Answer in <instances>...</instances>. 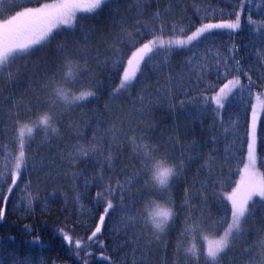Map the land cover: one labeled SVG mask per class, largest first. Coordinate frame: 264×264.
I'll return each mask as SVG.
<instances>
[{
	"label": "snow or ice",
	"instance_id": "snow-or-ice-1",
	"mask_svg": "<svg viewBox=\"0 0 264 264\" xmlns=\"http://www.w3.org/2000/svg\"><path fill=\"white\" fill-rule=\"evenodd\" d=\"M31 3L32 0H26ZM38 7H21L15 4V0H0V16H3L5 8H11L13 14L0 19V81L5 84L16 82L20 76V70L10 69V66L17 58L29 56L34 50L51 43L55 40L56 34L65 30H82L81 43L74 47H68L65 43L57 44V54L62 58L54 73H46L45 79L39 85V92H34L35 106L39 110L33 116L32 101L25 104L24 100L11 99L10 102L16 109H24V116L27 122L21 123V112L18 110L13 116V127L16 135L12 138L16 144L15 149H9L8 145L0 142V221L5 218L7 203L10 201L11 194L19 188L20 182L24 181V175L34 170H40L46 161L37 163L35 155L28 156L27 152L32 149V144L36 143V133L43 132L40 144L49 142L52 138L61 136V129L57 125L61 124V117L67 112L74 110L88 102L89 98H95L97 92L103 86V82L94 78V72L98 69L89 68V60L94 59L98 66L102 65L109 72L123 68L119 78V84L112 87L110 99L115 100L121 93H129V89L140 85L141 95H139L138 112L143 115L152 110L154 105L164 104L169 111L177 108L183 109L185 105H192L193 111L188 112L187 116L192 120H199L206 115L209 110L216 114V122L223 129L225 145L223 149L219 147L220 138L211 136L203 144L193 140L191 143L181 145L177 137H169L164 140V144L175 141L174 148L179 146L180 154L176 156L174 152L161 151L160 143H152L151 137L147 135V128L142 129V135L137 137L134 130L131 136L125 135L131 146V163L135 165L131 173H126L123 179H116L112 182L111 176L105 175V167L113 171L116 165V155L113 149L116 147V140L121 135L120 130L113 126L109 128L108 135L112 137V143H107L99 132H94L93 137L81 143L83 133L77 131V122H69L68 127L73 130L78 137L76 141L68 145L64 150L56 149L61 156L59 169L65 168L70 172L73 183L78 177L83 178L84 193L89 190L90 185L95 181L99 189L93 197V207L102 208L96 213L98 222L91 231L87 239V244L81 239L73 240L72 236L65 233L63 229L58 230L63 241L69 247L74 245L76 251L74 255L80 258V252L92 244L103 241L98 240V234L106 221L112 215L118 216L115 221L114 232L122 234L125 244H132L133 256L132 264H145L149 258L146 255L151 251L154 243L159 242L167 247L166 241L161 237L170 229H175L176 221L180 213L176 211V203L173 198V187L179 180L185 179L184 173L189 170V166L200 161L197 174L204 173L203 179H193L191 187L185 188L183 199L178 205L182 210L184 219L178 233L176 243V254L179 256L183 251V264H222L224 256L232 251L233 246L240 241V237L246 234L244 227L249 220L253 224L259 223L255 217L256 208L261 210V217L264 218V172L260 171L264 167V154L258 152V148H264V72H259L257 80L250 74L251 66L245 70L241 60L237 59L239 46L235 43L221 45L226 52L221 54L219 47H207L205 54L201 56L192 51L182 65L181 73L176 74L172 71L170 54L175 48H185L204 40L214 38V30H230L235 32L242 28V17L246 15V22L250 33L258 34L260 43L259 48H255V55L264 68V18L253 19L251 9L254 0H237L230 11H227L228 19H220L213 22L215 13L219 12L222 16L225 9L207 7H196L197 13H202L199 26L190 24L183 25L182 22H168L166 17L174 9V3L169 0L168 7L163 10H156L151 13L148 20L144 19L146 5L153 0H126L128 10H135L133 19L119 12L118 0H55L53 3H39ZM262 0H255V7L261 17ZM179 3V0H176ZM108 7L110 13H114L118 19L116 24L118 30L109 31L107 35L99 37V43L104 45L101 50L95 49L94 55L90 52L88 45L96 36L94 26L82 23L87 15H95ZM248 9L247 14L245 12ZM18 9V10H17ZM86 14V15H78ZM207 21V22H203ZM189 28H195L188 33ZM87 29V31H83ZM179 32L185 38L164 39V34ZM145 35L152 38L147 42L140 43ZM139 44V47H137ZM253 47L255 43L253 42ZM134 48L130 56L126 55L125 49ZM191 51V49H189ZM207 53H213L211 61ZM27 64L25 65V67ZM167 70V72L165 71ZM152 72L157 77V88L153 95V89L145 88L141 83L140 77L148 79L147 73ZM209 72H214L217 80L226 81L216 91L217 85L206 79ZM139 74V75H138ZM163 76V82L160 77ZM231 76V79H229ZM244 77L246 83L242 81ZM88 83L85 85L84 81ZM259 81V82H258ZM203 85V87H201ZM86 88V90H85ZM259 88L261 91L254 93L252 90ZM5 88L0 86V100L5 99L3 92ZM196 95L192 96L191 93ZM209 93H212L209 95ZM183 96V99L180 97ZM255 96L257 103H252L251 98ZM239 98L241 103L250 108V121L245 124V131L240 135L237 131L238 120L230 119L225 127V120L222 115L228 102L234 98ZM247 98V99H246ZM199 101V103H197ZM105 109L108 105L104 106ZM3 108L0 107V113ZM97 117V122L100 121ZM2 122V121H0ZM173 127H176L174 122ZM215 128V123L210 126ZM3 129H0V133ZM232 136L231 140L227 137ZM211 142L212 147H208ZM243 151V156L238 153ZM91 157L99 165L98 170L89 178L84 175L82 169L75 167L81 160ZM233 160L243 163L240 170V180L230 192H218L217 189L230 183V176L233 169L229 168V176L219 179L223 173L224 166ZM222 162V163H221ZM215 177V179H214ZM51 178V177H50ZM146 189H153L162 197L164 204L156 199H150L145 204L146 215L134 207L135 199L139 195L133 192L132 188L140 183ZM8 195L4 194L5 191ZM199 185V187H197ZM32 187L30 180L24 182V188L20 199L31 210L36 197L28 189ZM54 195V194H53ZM83 193L77 192L74 199L79 202ZM215 197L219 208L225 213L218 220H213L211 213L205 214L208 209L209 197ZM256 197L259 200L255 199ZM198 200L199 211L195 214L191 209V201ZM118 200L119 204L114 203ZM83 210V206H81ZM144 224L150 228L149 232H129L130 228H135L137 224ZM26 228L28 226H25ZM222 229L215 239H209L205 232H217ZM264 223L261 227L254 230L256 241L251 247L243 250L239 259L243 264H264ZM205 242L203 249L198 247L197 238ZM185 240L190 243L185 246ZM252 243L251 241H242ZM41 248L45 245L39 238L32 241ZM139 252V257L136 253ZM92 255L85 252V257ZM14 264H32L30 259L20 260L11 254ZM0 264H7V258L0 250ZM40 264H44L41 260ZM83 264H89L88 259L83 260ZM112 264H115L113 261ZM166 264V261H165ZM175 264V262H174Z\"/></svg>",
	"mask_w": 264,
	"mask_h": 264
},
{
	"label": "trees",
	"instance_id": "trees-1",
	"mask_svg": "<svg viewBox=\"0 0 264 264\" xmlns=\"http://www.w3.org/2000/svg\"><path fill=\"white\" fill-rule=\"evenodd\" d=\"M55 0H39V3L52 2ZM83 3H87V0H82ZM174 3V9L166 17V20L170 23L172 21L182 22L183 25L188 26L195 24L199 26L202 13L195 11L196 7L222 8L226 12L223 16L217 12L215 13V19L213 22H218L220 19H228L227 11H230L232 6L237 3V0H172ZM119 12L121 15H126L131 20L135 16V10H128V3L126 0H118ZM21 7H38L39 4L32 0L31 3L25 1L19 3ZM169 0H153L152 3L146 5V11L144 19L148 20L151 13L156 10H163L168 7ZM255 5V0H254ZM253 5L251 14L253 19L259 20L261 17L257 8ZM261 11H264V0L261 2ZM248 9L245 12L247 14ZM86 15V14H78ZM118 17L114 13H110L108 7L95 15H87L86 19L82 20L85 25L94 26L96 29V36L89 43L88 48L94 55L95 49H103L104 45L99 43V37L101 35H107L109 31L118 30L116 20ZM207 22V21H203ZM249 26L246 22V15L242 17V28L235 32L231 31H214V38L211 40H204L199 43H194L181 49H174L170 54V62L172 71L176 74L181 73L182 65L186 58L191 55L192 51L197 52L201 56L205 54L207 47H219L223 45H229L235 43L239 46V53L237 59L241 60V64L245 66V70L249 66L252 68L250 73L254 80H257L259 72H264V68L261 67L256 55L255 48L260 47L258 34L250 33ZM195 28H189L187 34H191ZM83 31H87L84 29ZM82 30L77 29L75 31L65 30L56 34L55 40L48 44L50 50L44 54L40 49L34 50L29 57L27 66H18L20 70V76L18 80L12 84H5L3 97L5 99L0 100V107L3 108V112L0 113V129L3 132L0 133V142L8 145L9 149H15L16 144L12 138L16 135V129L13 127L12 113L16 111L21 112V122H26L24 116V109H16L11 104V99H23L25 104L28 101H32L33 116L37 112L35 106L34 90L37 88L36 84L43 82L46 73H54L58 65L62 62V58L57 54V44L65 43L68 47H74L81 43ZM183 34L179 32L173 34L166 32L164 37H183ZM150 35H145L140 43L147 42L151 39ZM253 42L255 47H253ZM139 47V44H137ZM191 49V51H189ZM134 48L125 49L126 55L130 56ZM221 54L226 52L225 47H219ZM208 59L211 61L213 53H207ZM36 58H38L36 60ZM31 68L35 72H31ZM89 68L98 69L94 72V78L103 82V86L97 92L95 98H89L88 102H85L80 107H76L72 111L74 116L72 121L77 122V131L83 133L81 143L90 140L94 132H99L101 137L107 143H112V137L108 135V129L113 126L120 130L121 135L116 140V147L113 149L114 155H116V165L113 171H109L105 167V175L113 178L112 182L115 183L116 179H123L126 173H131L133 165L131 163V146L128 140L124 138L125 135L131 136L133 134L130 128L134 130V134L139 137L142 135V129L147 128V135L151 137L152 143H160L161 151L165 149L174 152L176 156L180 154L179 146L174 148L175 141L164 144V140H168L169 137H177L181 145L191 143L193 140L200 144H203L205 140H208L211 136H218L220 138L219 147L221 150L225 145L224 133L220 124L216 122V114L211 110L206 115L202 116L199 120H192L187 116L188 112L193 111L192 105H185L183 109L177 108L175 111H169L164 104L154 105L150 112L141 115L138 112L139 100L141 95L140 85L129 89L131 93H121L115 100L110 99V92L112 87L119 84V76L122 75L123 68L117 71L109 72L108 69L102 65L98 66L94 59L89 60ZM167 72V70H165ZM139 75V74H138ZM148 79L144 80L140 77L141 83L145 88L153 89V95L157 88V77L155 73L148 72ZM164 77H160V82H163ZM207 80L212 81L217 85L216 91L226 81L217 80L214 72H209L206 77ZM231 79V76H229ZM243 82L246 80L241 76ZM259 82V81H258ZM85 85L88 81L85 79ZM203 87V85H201ZM86 90V88H85ZM254 93L260 92L259 88L252 90ZM212 93H209L211 95ZM192 96L196 93L192 92ZM183 99V96L180 97ZM247 99V98H246ZM253 103V97L251 98ZM199 103V101H197ZM105 105L108 108L105 109ZM225 120V127L230 119L238 120L237 131L240 135H243L245 131L246 122L250 121L251 111L246 107L244 103L240 102V99L234 98L228 102L225 109L222 112ZM97 117H100V121L97 122ZM264 119V116H262ZM176 127H173V124ZM215 123V128H210ZM264 128V125L261 126ZM61 136L52 138L49 142L40 144L36 138V143L32 144V149L27 152L28 156L35 155L37 163L40 161H46L40 170H34L31 175L25 174L24 181L20 182L19 188H17L13 194H11L10 201L7 203L5 218L0 221V250L7 258V264H14L11 254L18 257L20 260L30 259L32 264H40L42 260L44 264H83V260L86 258L89 264H132L133 256L131 249L134 247L132 244H125V237L122 234H118L113 231L115 227V221L118 220V216L112 215L111 219L106 221L105 226L102 229V233L98 234V240L103 241V245L99 243L92 244L90 247H86L80 252V258H77L74 253L76 251L74 245L69 247L67 242L63 241L58 230L63 229L65 233L72 236L73 240L81 239L87 244V237L91 235V231L94 230L95 224L98 222L97 212L102 211V208L93 207V197L99 190L96 187L95 181L90 185L89 190L84 193L83 178L78 177L73 183V178L67 168L60 170L61 156L57 148L64 150L68 145L74 143L78 138L73 130L68 127V123L62 124L60 127ZM233 137L228 136L227 139L231 140ZM208 147L211 148V142L208 143ZM258 152L264 154V148H258ZM238 156H243V151L238 153ZM222 163V162H221ZM200 161L197 160L189 166V170L184 173L185 179H181L176 183L172 189L173 198L177 205L176 211L180 213L176 221L175 229H170L162 237V241H166L167 247L163 244L154 243L151 251L147 252L148 260L145 264H183V251L179 256L176 254V243L178 240V233L180 232L181 225L183 223L184 215L178 205L183 199V193L185 188L191 187V181L193 179H203L204 173L197 174V168ZM75 167L82 169L84 175L91 178L98 170L97 165L91 157L87 160H81ZM233 169L230 176V183L225 185L223 189H217L218 192H230L232 188L236 186V182L240 180V170L243 169V163H238L233 160L230 164L224 166L223 173L219 179H224L229 176L228 169ZM260 171L264 172V167L260 168ZM51 177V178H50ZM215 179V177H214ZM30 180L32 187L28 189L32 192L36 199L33 202L31 210H29L25 203L20 199L22 193L21 189L24 188V182ZM5 191L4 194L8 195ZM199 187V185H197ZM139 189V195L135 199L134 207L145 213V204L150 199H156L158 202L164 203L159 193L153 189H146L141 182L136 187L132 188L133 192H137ZM77 192L83 193L80 201L77 202L74 197ZM54 194V195H53ZM259 200V198H255ZM210 204L208 209H205V214L211 213L213 220H218L220 216L225 213L217 206L216 198L209 197ZM2 203V202H0ZM114 203L119 204L116 200ZM193 205H196L191 209L195 214L199 211L198 200L193 199L191 201ZM83 206V210L81 209ZM256 219L259 223L253 224L251 220L245 223L244 227L247 230L245 239L243 241H251L252 243H238V246L233 248V252L229 251L222 260V264H243V261L239 259V256L243 253V250L252 246L255 243L256 237L254 230L261 227L264 223V218L261 217V210L256 208ZM25 226H28L27 228ZM149 232L150 228L144 224H137L135 228H130L129 232ZM212 233V232H210ZM213 235L222 234V229L212 233ZM264 235V234H262ZM39 238V241L45 245L41 248L38 244H33L32 241ZM190 243L189 240H185V246ZM85 252H91L92 255L85 257ZM140 253L137 252L136 256L139 257Z\"/></svg>",
	"mask_w": 264,
	"mask_h": 264
},
{
	"label": "rangeland",
	"instance_id": "rangeland-1",
	"mask_svg": "<svg viewBox=\"0 0 264 264\" xmlns=\"http://www.w3.org/2000/svg\"><path fill=\"white\" fill-rule=\"evenodd\" d=\"M23 1H25V0H15V4H19V3H21V2H23ZM53 2H55V1H52V2H46V3H53ZM18 10V9H17ZM11 14H13V12H12V9L11 8H5V10H4V14H3V16H0V19H3V18H6L8 15H11ZM214 31H221V30H214ZM224 31H230V30H224ZM172 38H185L184 36L183 37H164V39H172ZM195 43V42H194ZM38 49H40L41 51H42V53H44V54H46L49 50H50V48L48 49V44H46V45H44V46H42V47H40V48H38ZM175 49H181V48H175ZM38 58H36V60H37ZM31 63V58L29 57V56H24L23 58H17L16 60H15V62H13L12 64H11V66H10V69L12 70V71H15L17 68H18V66H25L26 64H28V63ZM29 65V64H28ZM31 72H35V70L33 69V68H31ZM40 83L41 82H39L38 81V83L36 84V86H37V88L34 90V92H39V85H40ZM0 86H5V82H3V81H0ZM262 99H264V96H262L261 97ZM253 103L255 104V103H257V101H256V99H255V96H253ZM37 111H39L38 109H37ZM73 111V110H72ZM72 111H69V112H67L64 116H62L61 117V124L60 125H57L58 127H61L62 126V124H65V123H68L69 124V122H72V118L74 117L72 114ZM36 114V113H35ZM27 122V121H26ZM21 123H25V122H21ZM43 132H37L36 133V138H37V140L38 141H40L41 139H42V137H43ZM256 198H258V197H256ZM159 203H161V202H159ZM161 204H164V203H161ZM147 212V210L145 209V213ZM202 235H207L208 237H209V239H215V238H217L218 236H216V235H213L212 233H210V232H205V233H203ZM245 239V235L244 236H242V237H240V241L242 242L243 240ZM238 243H240V242H237V243H235L234 244V246H233V248L234 247H236V246H238ZM197 245H198V247H200L201 249H203V247L205 246V242L204 241H202L199 237L197 238ZM232 252H233V249H232Z\"/></svg>",
	"mask_w": 264,
	"mask_h": 264
}]
</instances>
